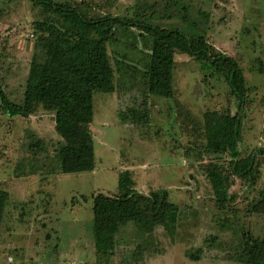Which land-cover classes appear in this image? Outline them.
Listing matches in <instances>:
<instances>
[{"label":"rangeland","instance_id":"1","mask_svg":"<svg viewBox=\"0 0 264 264\" xmlns=\"http://www.w3.org/2000/svg\"><path fill=\"white\" fill-rule=\"evenodd\" d=\"M54 1L100 9L107 0ZM115 3L110 12L164 28L194 22L216 51L235 58L246 79L248 100L257 104L245 113L241 156L264 148V0ZM44 17L27 0H0V83L14 100L22 96L36 49L35 23ZM125 38L109 48L112 68L118 61L123 72L116 73L115 92L93 97L92 172H56L61 140L51 113L39 108L22 119L0 111V189L9 194L0 225V264H242L237 256L243 236L264 239V208L257 213L262 206L257 204L259 193L264 191V156H257L259 176L250 185L229 175L227 156L205 153L204 114L237 111L224 79L176 53L173 97L149 96L140 64L146 53L143 45L149 46L150 39ZM130 109L147 111L149 121L122 122L119 114ZM36 140L41 143L33 147ZM211 163L223 167L229 177L234 200L225 209L215 204L204 174L203 167ZM124 172L143 195L166 190L179 208L178 222L173 235L161 227L143 234L127 224L116 237L115 252L101 257L94 249L92 197L116 195Z\"/></svg>","mask_w":264,"mask_h":264},{"label":"trees","instance_id":"2","mask_svg":"<svg viewBox=\"0 0 264 264\" xmlns=\"http://www.w3.org/2000/svg\"><path fill=\"white\" fill-rule=\"evenodd\" d=\"M27 1L39 7L45 17L34 26L36 49L30 59L22 96L20 100L9 98L0 83V111L9 118L22 119L29 118L39 108L53 115L54 130L61 140L56 151L57 173L93 171L94 147L89 129L94 114L93 97L95 93L113 94L116 73H123L118 61L114 64L115 70L112 68L109 48L115 47L120 37L136 41L148 37L150 44L143 45L146 53L140 65L143 86L149 96L173 97L176 53L192 58L224 79L237 101V111L234 115L217 111L204 114L205 153L227 156L229 175L250 185L256 183L257 156H264V148L254 149L242 157L240 143L245 113L252 112L257 104L248 100L246 79L239 63L216 51L200 25L193 22L184 28H164L138 21L110 12L117 0H107L104 5L100 4V9L83 3ZM151 19H155L153 15ZM119 117L122 122L133 125L149 121L147 111L141 113L135 109L122 112ZM40 143L38 140L32 146L38 147ZM203 170L215 204L225 209L234 200L229 195L228 175L223 167L212 163ZM117 190L114 196L100 193L92 197V233L98 256L107 257L115 252L116 237L127 224L134 225L143 234L158 227L174 234L179 208L169 201L166 190L143 195L135 189L127 172L119 174ZM8 199L9 194L0 189V225ZM83 200L86 202L85 197ZM257 204L262 205L257 213L263 212L264 191L259 193ZM237 257L242 264H264V239L245 234ZM191 259L197 260L194 256Z\"/></svg>","mask_w":264,"mask_h":264}]
</instances>
